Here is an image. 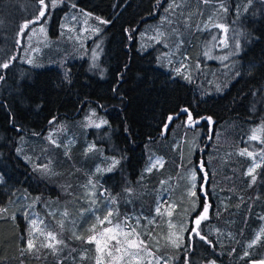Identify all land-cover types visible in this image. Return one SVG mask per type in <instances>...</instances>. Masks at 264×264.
Here are the masks:
<instances>
[{"label":"trees","instance_id":"1","mask_svg":"<svg viewBox=\"0 0 264 264\" xmlns=\"http://www.w3.org/2000/svg\"><path fill=\"white\" fill-rule=\"evenodd\" d=\"M58 1L60 4L53 7L51 0H45L51 27H60L68 8L106 21L101 35L105 37L102 64L107 67V76L97 77L86 61L69 63L66 70L27 64L22 37L25 29L43 22L39 17L40 0H0V64L11 61L7 69L0 68V209H5L0 212V259L13 257L20 245L23 257H30L29 230L25 227L39 217L38 224L45 228L48 222L58 219V215L50 217L48 211L58 213L62 209L58 190L40 179L17 155L20 138L43 137L51 120L80 117L87 105H94L109 125L98 133L90 131L87 138L103 154L118 159L117 167L112 173L96 177L97 190L105 188L106 198L84 205V217L71 216L72 227L76 228L70 227L64 238L60 235L64 244H55L53 250L43 246L49 244L47 232L34 234L41 238L31 249L39 264L43 259L48 264H97L96 244L85 239L94 234L93 225L97 231L106 225L97 220L109 211L115 222L126 214L138 216L136 233L149 244H155L156 238L157 252L169 264H249L264 260V147L260 166L252 175L244 170L257 157L241 156L237 146L216 150V134L222 126L244 124L246 131L253 125L264 126V0H203L214 8L221 5L228 9L231 36L238 37L241 45L239 75L222 88L221 94L197 91L184 74L171 72L169 61L160 66L157 49L140 50L138 36L144 25L157 20L177 0ZM196 1L178 0V9L184 10L182 20L190 15ZM188 21L192 26L197 23L193 14ZM25 24L27 28H23ZM198 42L193 38L177 58L185 51L192 58ZM183 109H188L193 121H199L192 124L193 128L207 132L190 159L182 157L173 146L177 140L172 132L178 123L190 124ZM169 117L173 119L169 121ZM164 134L166 138L162 139ZM242 147L251 148L250 144ZM154 156L165 159L164 167L147 171L148 161ZM200 162L208 172L205 184ZM180 168L183 173L194 169L197 176L196 195L191 202L184 192L188 184L180 181L178 185ZM48 197L53 201L42 206ZM160 201H171L178 215L182 211L189 215L182 243L175 249L164 245L165 230L161 228L166 218L155 213ZM205 203L209 206L208 218L201 222L200 232L208 243L192 231L194 218ZM20 227L23 230L19 231ZM257 234L260 240L249 247ZM245 252L249 254L245 256Z\"/></svg>","mask_w":264,"mask_h":264},{"label":"rangeland","instance_id":"2","mask_svg":"<svg viewBox=\"0 0 264 264\" xmlns=\"http://www.w3.org/2000/svg\"><path fill=\"white\" fill-rule=\"evenodd\" d=\"M204 2L203 0H198L195 6L191 8L189 16L193 14L195 20H197V23L193 25L194 27L188 21L189 16L184 18L186 19L185 21L181 19V13L184 10L183 8L178 9L177 0L175 4L167 6L157 20L144 25L138 36V40L142 53L157 49L158 64L160 66H165V63L168 61H177L175 63L177 64L175 70L179 68L180 73L189 77L188 82L194 84L193 86L197 91L208 94H221L223 93L221 91L222 88H227L239 75L240 60L238 56L241 53V45L238 46V37L231 36L232 31L230 32L231 27L228 24L231 14L228 13V9L221 5L214 8L209 4H204ZM59 4L57 0L56 5ZM205 6H208V8L205 9ZM206 10H209V12L203 16ZM50 18H47L46 12V15L42 17L43 22L41 24L33 26L29 30L25 29L26 33L22 37V43L24 46L23 57L26 63L35 68L56 67L60 70H66L69 63L86 61L89 70L93 74L100 79H105L107 67L102 64L105 52V37L101 35L103 31V24L99 23V19L101 18L74 8H68V11L64 12L61 17L60 27H51ZM216 25H222L223 27L218 28ZM94 28H98L99 31H92ZM159 33H163V36L157 42L156 37ZM196 34L200 37H193ZM193 38L199 41L197 52H194L191 58L189 53L185 51L177 58L179 52L191 44ZM221 40L226 41V45L220 43ZM184 55H186V61ZM89 117L91 118V124L89 123ZM96 124L100 126L96 127ZM108 125L109 123L105 115L100 113L94 105H87L80 117L60 119L58 121L52 120L43 137L20 138V145L16 150L17 155L30 165L33 172L40 179L48 182L58 190L62 209L58 213L56 210L48 211L50 217L58 215V219L56 222H48L49 225H45V232L55 234L57 240L60 241L61 239V243L65 235L69 234L70 227L73 225V217L70 218L69 215L81 214L84 217L86 211L79 205H93L96 203V200H104L106 198L107 190H104L105 188L103 187L97 190L95 180L98 175H105L115 171L118 159L103 154L102 149L96 146L91 138L88 139L87 135L90 131H97L98 133L107 128ZM187 125L178 123V126L172 132L177 140L173 146L177 147L176 150L179 153H182V157L190 159L189 156L195 153L196 150H199V142L203 136L207 135V132L193 128V125ZM256 128H261V132L259 133L260 140H250L249 137L252 135V130ZM50 133L52 134L51 140L49 139ZM216 135V150L222 147L233 149V147L236 148L235 146H237L239 147V153L246 151L252 154L251 156H243L257 157L255 163L245 168L244 173L246 175H249V170L255 164L261 163L264 147L263 125H253L246 131L244 124L232 122L222 126ZM163 138H166L165 134ZM52 141L55 142L53 143ZM243 144H250L251 148L248 150L242 147ZM89 146H92L91 151H89ZM157 160L162 163L158 164L155 168L163 169L165 159L161 156H154L148 161L146 170L151 167V162ZM114 161L116 162L115 164ZM44 166H47L46 170H44ZM211 166L213 167V164ZM198 167L200 170L201 165ZM108 169L111 170L109 171ZM183 170V168L179 169L178 185L181 184L180 181L188 184V188L184 192H187V201L191 202L193 196L190 195V189L193 183L192 173L195 170L190 169L184 173ZM201 172L204 179L205 173L208 174V172H204V170H201ZM194 183L196 185V179ZM203 184H205V179L203 180ZM52 201L53 198L48 197L42 206ZM170 202L165 203L160 201L156 209L160 205H163L161 211L164 212L163 215L166 218H163L162 224L164 227L161 228L165 230V234L162 237L164 238V245L167 248L175 249L182 243V235L187 228L188 221L186 223V220L189 215L188 212L183 211L178 215V210L174 211L173 207L171 209L172 214L169 216L166 209H168L169 204L174 205V203ZM113 206L115 209V203ZM173 216H175V219H171ZM126 217H131L134 221H131V226L126 227V224H124ZM183 219L185 221L182 224L181 220ZM36 220L41 221L39 217ZM112 221V225L120 223L123 230L129 232L132 228L136 229L139 217L126 214L121 219H118V221ZM109 226L111 225L106 223L99 231ZM75 228L73 226L71 230ZM157 228L159 229V225ZM170 233H175V235L170 236ZM60 235L63 238H60ZM67 237L65 240L67 241V246L71 249L69 236ZM176 237H179V239H176ZM138 238L144 243L140 245V249H131L130 251L140 250L142 259L133 260L129 257H124L122 260L113 259V257H120L122 255V252L115 250L121 246L117 245L116 240L113 239L108 241L109 247L104 249L103 252L96 251L98 252L99 264H126V262L127 264H157V262L158 264H169L167 259L159 256V252L156 249L158 241L156 238H154L155 244H149L142 240L139 234ZM116 239L123 241L124 237L117 235ZM49 243L54 242L49 241ZM70 249L67 250L68 254L70 253ZM32 252L31 250L29 251L30 257L28 258L23 257V255L20 257L23 264H29ZM109 252L112 253L111 256L108 255ZM205 264L215 263L209 262Z\"/></svg>","mask_w":264,"mask_h":264},{"label":"snow or ice","instance_id":"3","mask_svg":"<svg viewBox=\"0 0 264 264\" xmlns=\"http://www.w3.org/2000/svg\"><path fill=\"white\" fill-rule=\"evenodd\" d=\"M51 2H52V6L55 7L57 4V0H51ZM40 4H41V9L39 12V17H44L46 15L45 8L47 7L45 0H40ZM85 15H87V14H85ZM39 17L37 19H39ZM85 23H86V21H85ZM99 23L104 24V23H106V21H104L103 19H99ZM27 27H28V24L23 25V28H27ZM216 27L222 28L223 26L222 25H216ZM223 30L227 31L226 29H223ZM42 31H43V29H42ZM92 31L98 32L99 29L94 28V29H92ZM161 36H163V33L158 34V36L156 37L157 42H159ZM220 43L226 45V41H224V40H221ZM12 59L14 60L15 57H12ZM10 63H11V61L0 64V68L7 69L10 66ZM176 71L178 74L180 73L179 68L176 69ZM185 78L190 79L189 77H185ZM0 79H3V75H0ZM183 111L188 113V121L190 122L189 126H192V124H194V123H199V121H193L192 120V115L190 112H188V109H183ZM93 115H95V113H93ZM172 119H173V117H169V121H171ZM209 122H211V121H209ZM89 123L91 124V118L90 117H89ZM95 126L99 127L100 125L96 124ZM165 127H167V125H165ZM260 132H261V128L253 129L252 135L249 137V139L250 140H260V135H259ZM51 137H52V134L50 133L49 134L50 140H51ZM52 142L54 143L55 141H52ZM91 150H92V146H89V151H91ZM239 154L241 156H243V155L251 156L252 155L251 153H248L246 151H241ZM115 163L116 162L114 161V164ZM161 163L162 162L159 160H157L155 162H151V167H149L147 169V171H151L152 168H155L158 164H161ZM259 166H260L259 164H255L254 167L249 170V175H252L254 170H255V167H259ZM204 167H205L204 164L201 163V170H203ZM46 169H47V166H44V170H46ZM108 170L110 171L111 169H108ZM98 171H99V169H98ZM195 179H196V174H195V172H193L192 173L193 183H192L191 189H190V195L191 196L196 195V192L194 191V189L196 188V185L194 183ZM204 179H205V181L207 180V174L206 173H205ZM254 179H255V177L253 176V180ZM161 207H163V205H160L159 207H157L156 211L158 214L163 215V213H161ZM173 207H174V205L169 204L168 209H166L169 216H171V214H172L171 209ZM2 211H5V209H0V212H2ZM208 212H209V206L207 203H205L203 206V210L199 213V215L197 217L194 218V223L196 225V228L192 229V231L195 232V234L197 236H199L201 240H204L205 243H208V241L206 240V238L203 235H201L200 225H201L202 221H204L208 218V215H207ZM112 215H113V213L111 211H109L108 215L103 217V219L98 218V220H97L98 224L103 225V224L107 223L108 225H111V226L103 228L102 231H97V226L93 225V228L91 229V231H93L94 234L89 236L86 242L87 243H95L97 251L103 252L104 249L109 247L108 241L115 239L116 244L121 246V247H117L115 250L118 252H122V255L120 257H113V259L122 260V259H124V257H129L130 259H133V260L142 259L140 250L130 251L131 249H140V245L144 243L143 241L139 240L138 234L136 233V229L132 228L131 231L125 232L120 223L112 225V220L110 219V217ZM40 223H42V222H40ZM37 230H39L41 232V234H44V230L40 228V225L38 224L37 220H35V219L30 220L29 221V238L27 241L28 250H31L34 247V240H35L34 233ZM46 235H47V239L49 241L54 242V243H49V244L43 245V246L50 247L53 250H55V244H59V243H61V241L57 240L56 235L51 233V232H48ZM117 235H122L124 237L123 241L116 239ZM173 235H175V233H170V236H173ZM130 237H135V238H130ZM260 238H261L260 234H257L255 239L249 244V247H252V245L257 243V241H259ZM176 239H179V237H176ZM173 243H175V241H173ZM125 245H126V247H125ZM248 254H249L248 252H245V256H247ZM108 255L111 256L112 253L109 252ZM97 264H99V258H98ZM126 264H127V262H126ZM157 264H158V262H157ZM253 264H257V262H253ZM258 264H264V260L259 261Z\"/></svg>","mask_w":264,"mask_h":264},{"label":"crops","instance_id":"4","mask_svg":"<svg viewBox=\"0 0 264 264\" xmlns=\"http://www.w3.org/2000/svg\"><path fill=\"white\" fill-rule=\"evenodd\" d=\"M176 59V58H175ZM170 63V61H169ZM98 200H96L97 202ZM80 207L83 208L84 205H79ZM69 217L71 218V214L69 215ZM41 229H43L45 231V228L40 227ZM21 227L19 228V231H21ZM25 229H28L27 227H25ZM23 230V229H22ZM47 230V228H46ZM40 231L37 230L34 234H39ZM21 238V237H20ZM46 238V237H45ZM39 239H41L39 236H35V240L34 241H38ZM47 239V238H46ZM45 240V239H44ZM21 242V241H20ZM62 244H64V242L62 241ZM14 254L12 255L13 257H5L0 259V264H23L22 260H21V256H22V249H21V245L17 247V249L14 250L13 252ZM35 254L37 255V251H35ZM17 255V256H16ZM47 259H43L41 264H48ZM29 264H39L38 258L37 257H31V260L29 261Z\"/></svg>","mask_w":264,"mask_h":264},{"label":"built area","instance_id":"5","mask_svg":"<svg viewBox=\"0 0 264 264\" xmlns=\"http://www.w3.org/2000/svg\"><path fill=\"white\" fill-rule=\"evenodd\" d=\"M184 56H185V55H184ZM185 61H186V56H185ZM176 65H177V64L174 65L173 70H172L174 73H177V71L175 70V66H176ZM131 221H132V220H131L130 218L125 219L126 227L132 225V222H131Z\"/></svg>","mask_w":264,"mask_h":264},{"label":"water","instance_id":"6","mask_svg":"<svg viewBox=\"0 0 264 264\" xmlns=\"http://www.w3.org/2000/svg\"><path fill=\"white\" fill-rule=\"evenodd\" d=\"M77 114H79V113H77ZM52 122V120L49 122V123H51ZM208 215V214H207ZM196 226V225H195ZM254 262H257V264H258V262L259 261H254ZM249 264H253V262H250Z\"/></svg>","mask_w":264,"mask_h":264},{"label":"flooded vegetation","instance_id":"7","mask_svg":"<svg viewBox=\"0 0 264 264\" xmlns=\"http://www.w3.org/2000/svg\"><path fill=\"white\" fill-rule=\"evenodd\" d=\"M204 206V205H203ZM203 206L201 207V210H200V212L203 210ZM177 208H178V205H177Z\"/></svg>","mask_w":264,"mask_h":264}]
</instances>
